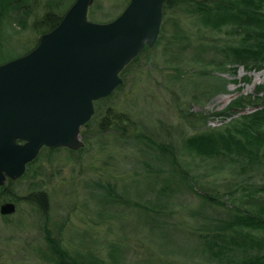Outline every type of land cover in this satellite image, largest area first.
<instances>
[{
	"label": "rangeland",
	"instance_id": "1",
	"mask_svg": "<svg viewBox=\"0 0 264 264\" xmlns=\"http://www.w3.org/2000/svg\"><path fill=\"white\" fill-rule=\"evenodd\" d=\"M74 1H14L20 6L10 11L0 27V64L27 53L42 35L36 22L48 12L64 15ZM128 3L94 0L88 17L96 22L111 21ZM163 24L161 42L128 64L121 73L122 88L107 101L108 107L131 118L125 126L131 135L113 128L99 129L102 115H98L82 127L85 143L81 148L71 151L62 146L53 152L44 148L22 178L2 186L0 192L5 193L0 204L14 201L16 210L7 219L0 212V264H57L49 242L54 238L72 254L93 253L109 264H216L197 248L199 229L205 224L203 214L198 213L219 218L225 215V208L201 201L174 170L172 153L219 200L246 203L247 196H241L246 191L264 197L263 169L246 173L242 181L247 188L231 194V181L241 178H234L230 165L204 175L212 159L183 148L185 135L227 122L224 113L240 98L254 96L258 89L264 96V69L246 71L241 67L237 74L222 69L212 73L209 68L216 64L209 61L213 58L209 53L192 65H180L186 76L177 81V47L165 49L178 35L177 27L179 36L191 38L184 43L193 42L186 47L189 54L199 40L223 46L239 39L198 25L179 7L164 10ZM205 68L208 73L201 74ZM246 76L250 81L244 80ZM219 78L228 80L226 91L207 96L206 91L217 87ZM237 110L251 112L254 106L247 104ZM139 132L169 150L160 152L145 136L134 139ZM34 189L48 194L45 212L24 199Z\"/></svg>",
	"mask_w": 264,
	"mask_h": 264
},
{
	"label": "trees",
	"instance_id": "2",
	"mask_svg": "<svg viewBox=\"0 0 264 264\" xmlns=\"http://www.w3.org/2000/svg\"><path fill=\"white\" fill-rule=\"evenodd\" d=\"M14 1L16 0H0V27L4 20L11 15L10 11H14L20 6L19 2ZM167 7H179L198 25L211 31H222L229 37L239 39L236 43H225L223 46L214 41L207 44L205 41L199 40L198 45L189 54L185 50L187 46H192L193 42L184 43L183 41L188 40L190 36L182 35L183 38L179 36L180 29L177 27V38H171V41H168L169 43L165 46L167 51L174 45L177 47V50H173L177 65H179L175 69L177 81L185 80L186 76V74L184 75L185 68L180 67V65L201 61L209 53L213 55V58H208H211L209 61L216 64V66L209 68L212 73L222 69L237 74L241 67L246 71L264 69V0H165L163 13ZM62 17L63 15L59 16L57 13L48 12L41 21L36 22V25L39 24L43 34L53 29ZM178 24L177 22L176 25ZM164 31L165 26L162 23L160 36L155 46L161 42ZM167 46H171V48ZM147 49L149 48H145L141 53ZM217 56H221V58L216 62ZM136 59L137 57L134 60ZM124 70L122 74H124ZM192 72L196 73L195 71ZM199 72L206 74L208 69L205 68ZM244 80L250 81V78L246 76ZM218 81L216 89L212 88L206 91L209 94L207 96L212 97L226 91L228 80L219 78ZM121 86L110 96L95 101L96 112L85 125L88 126L95 117L102 115L99 129L113 128L120 131L124 136L129 137L131 135L125 130L126 123L131 122V118L127 114L119 113L107 106L108 99L122 88ZM260 92L258 89L256 95L248 98L242 97L230 105L224 113L229 119L223 125L205 126L199 131L183 137L184 149L198 156H207L212 159L205 166L204 172H202L204 175L217 173L222 170L224 165L231 166V173H234V178H241L239 181H231V194L236 189L244 191V188H247L246 182H243L242 179H245L246 173H249L250 170L252 172L264 170V96ZM203 93L206 94L204 91ZM247 104L253 105L254 110L242 113L237 110L238 107L245 109ZM142 136L147 137L160 152L169 150L142 132L133 137L136 140H141L139 137ZM44 148L49 152L60 149V147L44 146L40 151H43ZM171 157L174 166L177 167L174 170L179 171L180 178L191 190L201 196L203 203L211 205L217 203L225 208V215L219 218L210 217L203 212L198 213L203 214L202 218L205 219V224L199 229L201 239L197 248H201L209 256V259L216 264H264V197L258 198L246 191L245 193L241 192V196L242 194L243 197L247 196L246 203L243 201L239 203L229 202L228 199L219 200L216 194L205 190L198 181L199 176L188 172L187 168L180 164V160L173 153ZM34 160L28 163L27 169ZM25 173L19 178H22ZM15 180L8 178L6 183L9 182L11 185ZM198 186L201 187V192L198 191ZM9 190L8 187L7 192ZM4 193L1 191L0 196ZM24 199L37 205L41 212H45L48 194L44 190L34 189V191L27 193ZM2 215L5 219L9 216V214ZM49 242L57 264H109L104 258L93 253L87 255L72 254L55 238L49 239ZM118 260L116 257L113 259L116 262Z\"/></svg>",
	"mask_w": 264,
	"mask_h": 264
},
{
	"label": "water",
	"instance_id": "3",
	"mask_svg": "<svg viewBox=\"0 0 264 264\" xmlns=\"http://www.w3.org/2000/svg\"><path fill=\"white\" fill-rule=\"evenodd\" d=\"M93 2L75 0L32 50L0 64V190L42 147H82L95 101L122 85L125 67L159 39L165 0H129L108 22L89 19ZM15 210L14 201L0 204L2 214Z\"/></svg>",
	"mask_w": 264,
	"mask_h": 264
},
{
	"label": "flooded vegetation",
	"instance_id": "4",
	"mask_svg": "<svg viewBox=\"0 0 264 264\" xmlns=\"http://www.w3.org/2000/svg\"><path fill=\"white\" fill-rule=\"evenodd\" d=\"M40 37H41V36H40ZM39 40H40V38L36 41L35 45H34L32 48H30L27 52H29L30 50H32V49L38 44ZM25 54H26V53H25Z\"/></svg>",
	"mask_w": 264,
	"mask_h": 264
}]
</instances>
